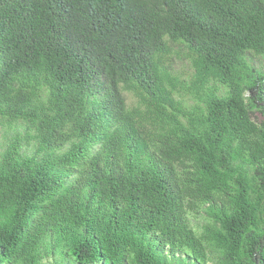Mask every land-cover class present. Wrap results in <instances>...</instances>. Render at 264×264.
<instances>
[{
	"label": "trees",
	"instance_id": "16d2710c",
	"mask_svg": "<svg viewBox=\"0 0 264 264\" xmlns=\"http://www.w3.org/2000/svg\"><path fill=\"white\" fill-rule=\"evenodd\" d=\"M252 56L264 0H0V264H264Z\"/></svg>",
	"mask_w": 264,
	"mask_h": 264
},
{
	"label": "rangeland",
	"instance_id": "374dc122",
	"mask_svg": "<svg viewBox=\"0 0 264 264\" xmlns=\"http://www.w3.org/2000/svg\"><path fill=\"white\" fill-rule=\"evenodd\" d=\"M252 66L264 70V60L259 57L252 56ZM170 66V73L179 79L183 84H188L191 80L192 70L189 66V62L185 57V53L182 50H176L173 48V53L167 59ZM252 120L255 123H260L263 118L260 114H253ZM3 132L0 131V151L3 148ZM202 218L191 221V225L197 230V226L202 225Z\"/></svg>",
	"mask_w": 264,
	"mask_h": 264
}]
</instances>
